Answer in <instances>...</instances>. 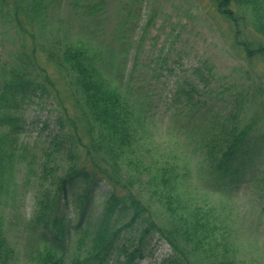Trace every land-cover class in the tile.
<instances>
[{
    "label": "trees",
    "instance_id": "trees-1",
    "mask_svg": "<svg viewBox=\"0 0 264 264\" xmlns=\"http://www.w3.org/2000/svg\"><path fill=\"white\" fill-rule=\"evenodd\" d=\"M213 2L239 47L264 61V0ZM105 5L0 0L6 19L0 25H7L0 34L28 38L0 58V193L9 192L13 168L23 163L37 183L24 227L26 264H136L154 236L172 249L159 264H236L230 232L214 207L194 203L193 190L229 196L256 183L264 192L260 84L199 91L179 79L174 102L181 104L175 128L181 135L145 161L137 143L150 127L151 95L134 84L132 69L123 70L122 47L132 38L119 13L112 46L103 40L104 24L90 30ZM54 16L68 19L64 30L57 20L50 32ZM199 71L193 73L202 77ZM31 102L54 111L40 128L48 131L37 134L43 140L36 165L21 150L24 105ZM101 185L109 190L92 220ZM14 254L0 217V264H16Z\"/></svg>",
    "mask_w": 264,
    "mask_h": 264
},
{
    "label": "rangeland",
    "instance_id": "rangeland-1",
    "mask_svg": "<svg viewBox=\"0 0 264 264\" xmlns=\"http://www.w3.org/2000/svg\"><path fill=\"white\" fill-rule=\"evenodd\" d=\"M104 2L106 10L93 21L90 30L93 31L96 24H104L107 32L103 40L112 46L116 38L113 24L116 22V12L119 13L127 22L132 38L130 43H124L122 47L127 49L123 70L129 74L132 69L134 84L151 95L150 127L137 143L140 156L145 161L149 160L152 152L164 150L168 143H174L173 139L178 134L181 135L175 129L179 124L176 119L181 104L174 102L179 79L191 80L199 91L222 90L231 86H244L249 90L253 87L252 83L260 84L257 94H262L263 106L258 115L264 118L263 58L259 55L249 57V53L239 47L240 39H235L232 25L216 11L213 0ZM57 20L61 23L59 30L66 28L68 19L54 16L50 24L52 33ZM6 27L0 25V33ZM27 39L14 40L8 32L0 34L1 60L9 58L13 45ZM41 63L45 66L44 62ZM194 68L200 70L203 76L194 75ZM24 116L27 124L26 132L21 137L25 146L21 150L36 165L43 140L37 134L44 135L48 131L40 128L43 121L51 123L53 120V107L49 103H27L24 105ZM146 176L143 174V178ZM36 189L35 177L26 174L23 163L13 168L9 192L0 193V217L7 243L14 249L13 261L16 264H26L24 254L29 245V234L24 231V227H30L28 220ZM261 189L263 187L256 183L244 184L229 196L193 190L194 203L206 208L214 207L217 211L215 215L218 214L225 230L230 232L235 243L232 253L237 259L236 264H264V192ZM106 190L109 187L101 185L95 193L92 205L94 212L89 213L92 220L98 218ZM71 210H68L69 214ZM33 236L32 233L31 238ZM146 248L145 258L136 264H158L172 251L167 244L158 242L156 237L149 241ZM108 264H112L111 261Z\"/></svg>",
    "mask_w": 264,
    "mask_h": 264
}]
</instances>
